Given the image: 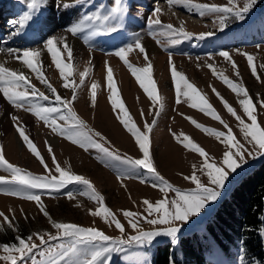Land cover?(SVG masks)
I'll use <instances>...</instances> for the list:
<instances>
[{
	"label": "snow or ice",
	"instance_id": "snow-or-ice-1",
	"mask_svg": "<svg viewBox=\"0 0 264 264\" xmlns=\"http://www.w3.org/2000/svg\"><path fill=\"white\" fill-rule=\"evenodd\" d=\"M27 10L18 19L10 21L13 31L10 38L20 36L30 26V23L41 24L39 14L47 6L48 0H21ZM167 4L187 9L188 12L200 18L215 17L214 24L220 32L229 27L230 22H238L241 26H258L264 29V18L258 22L250 19V13L257 0H243L242 6L237 0H227L226 4L198 2V0H166ZM58 8L83 5L93 6V0H55ZM160 7H156L151 16L146 20L148 34L162 45L167 51L184 41L198 39L204 41L215 35L214 31L193 33L187 31L182 23L180 27L165 24L161 21ZM130 5L126 0H110V4L100 3L93 10L84 12L77 20L73 21L63 34L51 35L41 47L8 48L7 55L34 74L35 79L46 89L41 91L32 83V75L25 71L16 70L0 63V96L14 109H22L30 113L37 120L42 121L51 132L64 138L71 144L78 146L84 152H95V159L105 167L112 168L116 172V178L121 186L126 188L125 179H138L141 184H150L157 189L161 196L152 201L144 198L141 203L142 212L121 209L120 214L123 222L105 204V197L97 191L93 182L84 175L76 174L68 161H64L67 167L61 166L53 152V147L46 139L48 155L51 157V167L46 158L38 151L37 146L26 135V128L19 117L10 114L14 122L19 138L22 139L29 152L42 165L43 174H36L25 167L9 162L5 157L4 146L0 144V171L7 175H0V194L19 198L25 201L35 202L39 212L47 218L50 226L55 231H33L26 236L20 234L19 222L16 219V210L10 208L8 214L0 211V232L11 231L16 233L13 242H0V264H111L113 253L124 251L126 247L137 245L139 247L150 246L158 237H168L172 244H178L180 234L186 227L197 228L201 225V217L207 209L216 202L224 189L229 176L241 169L242 162L246 163L245 154L264 156V126L258 122L256 104L242 82H236L218 72L214 63L215 58L221 57L228 62L236 76L239 78L238 65L233 59V52L246 58L247 66L257 81L261 80L258 69L264 70V63L257 65L253 54L237 48L232 52L219 50L215 54H208L204 64L197 63V68L207 67L212 75L221 80L237 97L238 103L247 117V120L237 114L236 110L220 95L213 87L212 91L220 99L225 110L238 122L239 131L243 142L237 139L233 130L223 121L215 108L209 103L205 95H202L193 83L189 82L185 74L177 69L173 61V53L168 52V65L171 80L175 87V103L180 104L181 98L188 102L190 107L218 121L227 131H219L207 127L190 116L189 120L197 129L208 136L214 137L225 146L222 159L219 161L211 156L203 147L195 143L189 136L181 133H172L174 139L186 150L197 153L202 158L199 166L192 165L189 175L181 173L183 180L188 181L193 187L181 188L167 180L157 170L154 152L152 150V134L158 125V118L165 110L164 97L157 94V86L152 80V62L147 53L146 46L142 43V36L135 35L131 43L118 46L114 52L107 55L116 56L135 77L139 86L147 94L155 108L149 112L153 115L150 122L144 121L142 127H138L133 117L130 116L125 105L120 102L115 85L113 83V70L105 61L107 87L111 92L109 100L113 110L119 109L117 119L124 129L134 138V144L141 154L139 158L128 153H122L119 148L112 144L111 140L100 131L91 128L74 109V101L78 99V89L85 85V78L90 69L86 68L79 73L78 83L70 80L73 76V61L75 60L74 47L68 42L69 36L82 37L85 44L97 36L119 34L125 27V19L130 16ZM159 29V31H157ZM160 37L166 38L162 41ZM23 38V37H22ZM260 48V45L256 46ZM138 50L143 55L146 66L136 67L128 60V54ZM66 53V60L62 58ZM49 55L52 64L59 71L62 78V87L71 91V98L62 97L56 87L48 81L42 68L44 67L42 56ZM202 58L196 57L197 61ZM213 61V62H209ZM91 64V61H89ZM47 93V94H46ZM91 106L97 103V83L93 82L90 89ZM259 107L264 108V100L260 101ZM144 113L141 110V117ZM181 136L183 139H181ZM150 178V179H149ZM70 185L80 186L81 190L74 193L72 190L65 192L69 200L75 199L76 195L86 197L95 202L97 207L89 209L93 217H99L105 224L114 227L119 236L113 237L105 231L94 226H82L73 222H63L53 219L44 205L41 196L47 193H59L66 190ZM131 198V197H129ZM78 206V205H77ZM20 213L27 220L28 216L23 208ZM151 226L145 229L144 225ZM127 228L135 232V235H127ZM264 236V229H261ZM135 255V254H133ZM132 259V257H129ZM240 264L245 262V249L241 247L239 254ZM136 264H144L137 259Z\"/></svg>",
	"mask_w": 264,
	"mask_h": 264
},
{
	"label": "rangeland",
	"instance_id": "rangeland-1",
	"mask_svg": "<svg viewBox=\"0 0 264 264\" xmlns=\"http://www.w3.org/2000/svg\"><path fill=\"white\" fill-rule=\"evenodd\" d=\"M15 5L25 7L18 0H0V35L1 40L6 41V48H21V47H41L51 35L63 34L73 21L77 20L84 12L93 10V7L103 3L110 4V0H93V6L85 7L78 5L68 9L58 8L55 0H48L47 6L39 14L40 21L42 18H48L50 13L54 10L55 14L47 21L41 24L30 23L20 36L10 38V33L14 30L10 21L16 20L20 15L13 13L11 2ZM262 0H257V3ZM8 2L7 4H3ZM65 2L72 3V0H65ZM198 2L226 4L227 0H198ZM130 5L131 15L125 19V27L119 34H110L107 36L94 37L89 44L83 42L82 37H72L78 45L77 51L74 50L75 60L73 61V76L70 80L78 83L79 73L86 68L90 69L88 76L85 78V85L78 89V99L74 101V109L77 114L83 118L88 125L100 131L103 135L111 140L112 144L120 149L122 153H128L133 157L139 158L140 153L134 144V138L127 132L126 129L119 123L117 115L119 109L113 110L109 96L111 92L107 87L105 61H108L109 66L113 70V83L120 102L125 105L130 116L136 122L138 127H142L145 120L151 121L153 115L149 112L150 109L155 111L152 102L147 97V94L139 86L135 77L127 69L122 61L116 56H109L107 53L114 52L118 46L131 43L136 34L142 36V43L146 46L147 53L152 62V80L157 86V94L164 97L166 105L164 112L158 118V125L152 134L155 163L157 170L167 180L181 188L193 187L188 181L183 180L180 175H189L192 171V165L201 163L202 158L197 153L186 150L180 143H178L172 133L189 136L195 143L203 147L211 156L215 157L217 161L222 159V153L226 150L225 146L218 142L214 137L208 136L199 129H197L185 116L194 118L199 123L215 128L219 131H227L221 123L214 121L205 114L199 112L197 109L190 107L188 102H184L185 98H181L180 104L175 103V87L171 80L170 69L168 65V52L173 53V61L179 71H182L190 83H193L197 90L205 95L209 103L215 108L217 113L221 116L224 122L232 128L237 139L243 142L242 134L239 131L238 122L232 117L223 107L220 99L212 91L214 87L217 92L236 110L237 114L247 120L239 103L238 97L217 77L212 75L211 70L207 67L197 68V63L204 64L208 54H215L219 50L241 49L254 55V62L259 65L264 63V29L258 32L255 40H248V44H228L227 46H220L216 50H209L206 53L193 52L191 44L183 46L182 43L169 48L167 51L162 45H158L156 41L148 34L146 20L151 16L156 7H160L162 12L159 14L160 19L165 24H172L175 27H180L183 23L187 31L191 32H207L217 30L214 24L215 17L200 18L193 13L188 12L187 9L179 6L170 7L166 0H126ZM237 3L242 6L243 0H237ZM7 10V11H5ZM23 13V12H22ZM6 14V15H5ZM254 17V16H253ZM38 25H41L38 29ZM3 28V29H2ZM27 29L36 30V33H28ZM159 31V29H157ZM7 35V36H6ZM23 37V38H22ZM71 38V36H69ZM162 41L166 40L160 37ZM148 40V41H147ZM68 42L71 40L68 39ZM260 45V48L256 46ZM5 51V52H4ZM213 51V52H211ZM1 53H7V50H0ZM66 53H63L62 58L66 60ZM200 56V61L196 57ZM233 59L238 65L239 78L236 76L231 65L224 61L221 57L215 58V65L218 72H223L225 76L236 82H242L248 90L250 96L256 104V114L258 122L264 126V108L259 107L260 101L264 100V70L258 69V74L261 80L257 81L251 74L247 66L246 58L236 55L233 52ZM44 72L46 78L54 87L57 88L58 93L65 98H71V91L62 87V78L59 71L52 64L49 55L42 56ZM128 60L136 67H145L146 62L143 55L139 54L138 50H133L128 54ZM91 61V64L89 63ZM213 62V61H209ZM7 67L16 70L25 71L20 64L8 65ZM22 68V69H21ZM32 75V83L35 84L41 91L46 89L35 79ZM93 82L97 83V103L95 107L91 106L90 89ZM47 94V93H46ZM0 99V144L4 146L6 159L9 162L25 167L28 170L43 174L44 169L36 158L29 152L19 134L16 131L14 122L10 119V114H15L19 117L20 122L26 128V135H29L37 146L38 151L46 158V162L51 167V157L48 155L45 140L47 139L53 147V152L57 161L61 166L67 167L64 161H68L72 170L76 174L84 175L89 178L95 185L97 191L105 197V204L120 216L122 222L123 217L120 214L121 209L143 211V204L141 201L148 198L152 201L160 198L161 193L150 186V184H141L138 179H125L123 181L125 187L121 186L120 181L116 178V172L109 167H105L99 163L94 157L95 152H84L78 146L71 144L62 137L54 135L51 130L46 127L42 121L37 120L30 113L22 109H14L3 99ZM141 110L144 113L141 117ZM2 127V128H1ZM4 129V131H3ZM181 139L183 137L181 136ZM264 156H253L245 154V162H242L241 169L229 176L224 189L221 191L220 198L212 204L201 217V225L197 228H185L180 234V239L183 235L193 231L202 232L205 229L206 222L214 213L218 203L221 199L229 194L232 188L240 181V179L251 169H253ZM0 175H7L0 171ZM150 179V178H149ZM72 190L77 193L81 190L80 186L70 185L68 189L61 190L59 193H52L49 196L47 193L41 196V199L49 211L53 219L63 222H73L82 226H94L106 232V234L113 237L119 236V232L105 224L99 217H93L89 214V209H95L97 205L95 202L88 200L86 197L76 195L75 199L69 200L65 192ZM131 197V198H129ZM78 205V206H77ZM12 208L16 210V219L19 222L20 234L26 236L33 231H52L46 217L39 212L35 202L21 200L19 198L5 196L0 194V211L8 214V210ZM23 208L24 213L28 216L25 220L21 215L20 209ZM151 226L145 224L144 228L147 230ZM127 235H135V232L127 228ZM16 233L9 231L0 232V242H13ZM179 239V241H180ZM171 242L168 237H158L156 241L150 246L139 247L137 245L128 246L124 251L113 253L111 264H136V260L144 261V264H155L160 245L165 242ZM174 245V244H173ZM174 246H178L175 244ZM2 254V253H0ZM135 254V255H133ZM239 251L233 250L230 258L221 249H216L214 258L210 259V264H240ZM132 257V259H129ZM247 260H245L246 262ZM248 263V262H247Z\"/></svg>",
	"mask_w": 264,
	"mask_h": 264
},
{
	"label": "trees",
	"instance_id": "trees-1",
	"mask_svg": "<svg viewBox=\"0 0 264 264\" xmlns=\"http://www.w3.org/2000/svg\"><path fill=\"white\" fill-rule=\"evenodd\" d=\"M262 14L264 0L254 6L250 19L258 22L264 18ZM260 31L258 26L230 22L223 32L217 29L214 36L204 41L192 39L182 45L191 44L193 52L206 53L228 44H248ZM261 229H264V158L221 199L201 233L193 231L183 235L178 246L169 241L161 244L155 264H210L216 249L230 258L232 251L240 253L241 247L245 249L246 264H264Z\"/></svg>",
	"mask_w": 264,
	"mask_h": 264
},
{
	"label": "bare ground",
	"instance_id": "bare-ground-1",
	"mask_svg": "<svg viewBox=\"0 0 264 264\" xmlns=\"http://www.w3.org/2000/svg\"><path fill=\"white\" fill-rule=\"evenodd\" d=\"M19 12L22 13L23 11L19 10ZM56 35H60V34H56ZM68 39L71 40V42H69V43L74 47V50L77 51L78 45L75 43L76 40L75 39H72V37L71 38H68ZM3 49L4 50H7L8 48H6L5 45H0V50H3ZM0 63H4L6 66H8V65L9 66L10 65H15L16 66V65L19 64V62L13 60V58L11 56L7 55V53L5 54V53H1V52H0ZM0 99H2L1 96H0ZM3 131H4V129H3Z\"/></svg>",
	"mask_w": 264,
	"mask_h": 264
}]
</instances>
